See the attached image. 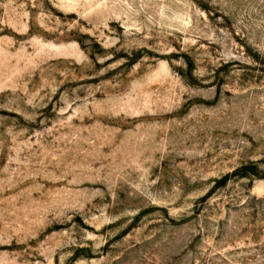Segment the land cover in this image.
Instances as JSON below:
<instances>
[{
    "label": "rangeland",
    "instance_id": "1",
    "mask_svg": "<svg viewBox=\"0 0 264 264\" xmlns=\"http://www.w3.org/2000/svg\"><path fill=\"white\" fill-rule=\"evenodd\" d=\"M0 264H264V0H0Z\"/></svg>",
    "mask_w": 264,
    "mask_h": 264
},
{
    "label": "trees",
    "instance_id": "2",
    "mask_svg": "<svg viewBox=\"0 0 264 264\" xmlns=\"http://www.w3.org/2000/svg\"><path fill=\"white\" fill-rule=\"evenodd\" d=\"M204 9H205V11H208V10H206L207 9L206 7Z\"/></svg>",
    "mask_w": 264,
    "mask_h": 264
}]
</instances>
